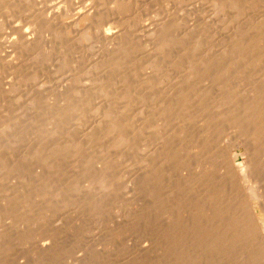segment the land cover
I'll list each match as a JSON object with an SVG mask.
<instances>
[{"label": "bare ground", "instance_id": "obj_1", "mask_svg": "<svg viewBox=\"0 0 264 264\" xmlns=\"http://www.w3.org/2000/svg\"><path fill=\"white\" fill-rule=\"evenodd\" d=\"M37 1L0 0V27L10 22L13 25L10 19L18 18H24L22 24L29 27L19 28L16 21V30L11 29L15 33L8 28L12 32L4 33L8 38L0 37L3 39L0 41V241L16 239L26 243L55 239L61 236V227L65 230L60 231L69 233L76 230L74 236L78 237L88 231V226L97 224L106 227L108 239L130 231L143 233L144 239L155 247L154 252L159 253L156 255L161 256L155 257L159 264H170L168 258L172 262L170 252L177 261L172 264H264V225L259 214L260 201H264V179L255 190L251 188V178L247 182L243 177L247 173L259 175V179L264 177L263 0H214L217 4L224 3L235 16L233 24L228 25L231 31L216 45L204 43L209 35L205 34L208 28L205 30L204 25L192 22L194 25L186 28L188 24L183 25L186 20L181 24L182 18L176 17V20L171 15L156 21L150 18L151 25L146 22V26L136 28L138 31L133 23L127 24L128 28L120 25L121 29L119 25L118 28L104 26L98 36L100 44L103 43V50L98 51L100 59L96 56L95 65L87 60L102 72V86L78 89L70 83V87H62V92L60 89L45 91L43 84L34 86L35 74L33 86L23 85L24 81L31 83L32 80L28 76L32 69L26 71L30 58L23 57L36 52L39 60L43 53V56H52L61 49L60 55H64L66 62L63 65L78 64L81 70L83 65L79 63L83 62L81 59L86 61L89 46H84L85 51L81 52L80 47V54L74 51L75 45L88 40L91 17H96L90 9L75 14L78 0H62L63 4H59L75 14L72 21L63 17L66 14L60 18L62 12L58 9L55 12L58 4L49 13L47 4L40 0L47 9L42 10L41 6L42 11H38ZM108 1L110 12L121 19L126 16V20L122 19L124 25L128 17L138 16L130 10L134 7L129 4L131 0ZM115 14L111 15L115 17ZM148 47L152 50H147L149 55L145 58L148 59L143 60ZM38 55L41 56L38 58ZM76 55L79 58L82 55L78 63ZM170 71L176 78L179 75L177 85L181 86L172 90L173 84L172 91L169 90L163 86L166 77L160 86L168 91L156 90L159 79ZM49 78L48 74V81ZM77 78L68 81L75 85ZM117 79L122 82L114 88ZM195 126L200 127L198 131H194ZM229 128L239 132L238 137L243 140L251 139L250 146L256 144L251 146L249 154L246 151L249 156L245 161L237 158V138L233 142L224 140ZM176 143L179 146L173 148ZM244 148L247 149L245 145ZM199 155L202 157L198 158ZM172 164V169L183 174H175L181 175L175 182L170 176H174L170 173ZM170 183L186 191L185 201L181 194L175 201L172 195L169 197L173 190H169ZM185 210L190 217L184 216ZM189 234L193 238L191 242ZM188 241L190 244L185 246Z\"/></svg>", "mask_w": 264, "mask_h": 264}, {"label": "rangeland", "instance_id": "obj_2", "mask_svg": "<svg viewBox=\"0 0 264 264\" xmlns=\"http://www.w3.org/2000/svg\"><path fill=\"white\" fill-rule=\"evenodd\" d=\"M37 1V0H36ZM40 0H38L37 1V5L35 6V7H37V8H35V9H37L38 11H40L41 10V6L43 7L44 5H46L47 6V8H46V6H45V8L43 7L42 8V10L43 9H47V10H51V8H52V11H54L53 10V8L55 7V5H57L54 9H55V12H57L58 10V12L59 13H61L62 12V14H60V18H62L61 17V15H65L66 14V16H63V17H65V19L66 20H68V21H72V19H73V17L72 16H74L76 13H78V12H82L81 10H86V9H90V10H92V12H93V15L95 14V19H94V17L92 16L91 17V19H92V21L90 22V28H88L87 30V33L90 35H88L89 37H87L88 38V40H85V41H80V42H78V44L77 45H75L76 47V50H74V49H72V51L74 50L75 52L76 51H78L79 52V49H80V47H81V50H80V52L83 50V51H85V47L84 46H86V47H88V48H86L87 50H86V54H87V57H85L86 58V61L85 60H82L81 59V61H83L82 63H79V66H82L81 67V70H85V72H86V74L84 73V72H82L79 68H78V62L80 61V60H78V59H80L81 57H82V55H84V56H86V54H84L85 52H82L83 54L80 56V58H79V56H75V57H78V58H75L76 60L75 61H77V63L74 61V63H76L77 65H73V66H75V67H73V70H72V67L70 66V65H63V63L64 64H66V62H65V60H64V55H60V51L59 50H61V49H58L57 50V52L55 53V55L53 54L52 56L51 55H46V56H43L44 55V51H42L41 52V54H42V56L41 55H38V58H39V56H41V58H39V60H41L42 59V57L43 58H48L47 59V62H45L46 61V58H45V63L47 64V65H43V61H41L42 63H40V61L39 60H36L37 58L35 57V55H36V52H35V54L34 53H31V55L28 57V55L27 56H25V57H23L24 59H29L30 58V60H28L29 61V64H30V66H29V64H28V66L29 67H32V68H30L29 69V67L28 66H26V68L25 69H27V67H28V69L26 70L27 72H29V70H31L32 71V74H29L28 75V73H26V75H28V76H30L31 77V79L33 78V75L35 74V76H34V79L36 80V82H35V80H31V81H29V82H31V83H28V81H27V83H25L26 81H24L23 82V85H25L27 88H29V86L31 87V86H33L34 85V82H35V85L34 86H38L39 84L41 85V84H43V85H41L42 87H44V88H46V89H43V90H45V91H47L48 89L49 90H52V89H54V90H59L60 92H62L63 91V88L62 87H68V85H69V87H70V85L72 84V86L71 87H77L78 89H83V88H88V87H93V88H98V87H101L102 86V84H103V82H100V80H101V76H102V72L100 71V70H98V68L96 69V68H94L95 66H91V64L92 65H95L96 63H98L97 61H98V59H97V57L99 58L100 57V53H98V51H99V49L102 51L103 49V47H102V42H101V44H100V40H99V38H98V36H99V34L101 33V30H103V28H105V27H113V28H116V26L117 25H119V29H121V26L124 28V27H127L128 28V26H126L127 24L129 25L130 23H133V27H135V29L137 28V29H139L140 27L142 28V27H144V25L146 26L147 25V23L148 24H150L151 25V20H150V18L152 19V21H156L157 19L159 20V19H162V18H168V17H170V15L173 17V16H175V18L177 17L180 21H181V24L182 23H184V22H186V23H184L183 25L185 26V25H187L186 26V28H189V27H191L192 25H194L195 23L196 24H198V23H201L202 24V26L204 25V27H205V30H206V28H208L206 31L207 32H205V34H209L210 35V33L212 34L211 36H212V40H209L210 39V37H209V35H206V40H207V42H205L204 41V43H206V44H210V45H212L213 43L216 45V44H218L219 42H221V40L223 39V37H224V35L225 34H227V32L229 33L230 31H231V27H230V29H229V26H231L232 24H233V22H234V19H235V16H233L232 14H233V11H229L228 10V7L226 6V5H224V3H220V4H217V3H214L215 1L214 0H194V2H193V0H181L182 2H179L180 0H172L171 1V3H170V0L167 2V1H164V0H135V4H134V1L133 0H131L130 2H129V0H127V2H129V4H131V5H129V8H130V6L131 7H133V5H134V7H133V9L132 8H130V10H131V12L132 13H135L136 12V15H138L140 18H137L138 16H135V14L132 16V18L130 17H128L127 18V22L125 21V25L123 24L124 22H123V20H126L125 18H126V16L124 17V18H120L119 16H117L115 13H112V12H110L109 10H108V8L109 7H107V3L109 2L108 0H105V1H107L106 2V8L105 9H103L104 8V6H105V4H103V3H105V1L103 0H101L100 2L102 3H100L99 4V0H78V1H80V4H78L79 6V8H76V12H75V14L74 13H72V12H69V11H66V10H68V8H63L62 6L63 5H61V7L59 6V4H63V2H62V0H42L43 1V4H42V1H40V3H38ZM46 1V2H45ZM47 1H49V2H47ZM51 1V2H50ZM174 1V2H173ZM192 3H191V2ZM213 1V2H212ZM261 1V0H260ZM54 3V4H51V3ZM84 2V3H83ZM85 2H89L88 4H86ZM93 2V3H92ZM147 2V3H146ZM163 2H166V3H164L163 4ZM176 2V3H175ZM204 2H205V4H204ZM212 2V3H211ZM262 2H264V0L262 1ZM36 3V2H35ZM56 3V4H55ZM91 3V4H90ZM142 3H143V5H142ZM168 3V4H167ZM178 3V4H177ZM187 3V4H186ZM39 4H40V7H39ZM42 4V5H41ZM50 4V6H48ZM83 4V5H82ZM90 4V5H89ZM93 4H94V6H93ZM99 4V5H98ZM140 6H139V5ZM149 4H150V6H149ZM92 5V6H91ZM102 6L103 5V7H96V8H94L95 6ZM161 5V6H160ZM184 5H185V8H184ZM209 5H212V6H210L209 7ZM221 6V8H220V6ZM58 6H59V8H58ZM173 8V10H172V8ZM191 6V7H190ZM202 6V7H201ZM206 6V7H205ZM215 6V7H214ZM50 7V8H49ZM137 7H138V9H137ZM157 7H159V9H157ZM207 7H209V8H207ZM40 8V9H39ZM61 8V9H60ZM83 8V9H82ZM98 8V9H97ZM143 8V9H142ZM167 8H168V10H167ZM170 8V9H169ZM194 8V9H193ZM56 9H58V10H56ZM63 9V10H62ZM64 9H65V13H63L64 12ZM135 9V10H134ZM142 11H141V10ZM151 9V10H150ZM153 9V10H152ZM183 9V10H182ZM41 10V11H42ZM107 10V11H106ZM138 10V11H137ZM162 10V11H161ZM179 10V11H178ZM198 10V11H197ZM201 10V11H200ZM224 10V11H223ZM225 10H227V11H225ZM45 11V10H44ZM49 11H47V12H49ZM52 11H50L49 13H51ZM104 11V12H103ZM169 11V12H168ZM171 11V12H170ZM195 13H194V12ZM71 13V14H69V13ZM97 12H99L100 13V17H98V14H96ZM149 12V13H148ZM172 12H174V13H172ZM191 12V13H190ZM203 12V13H202ZM102 13V14H101ZM108 13V14H107ZM114 16V14H115V17H113L111 14ZM161 13V14H160ZM164 13V14H163ZM228 13H231V15H229ZM150 14H152V15H150ZM166 14H168L167 15V17H166ZM183 14V15H182ZM208 14V15H207ZM228 14V16H230L229 18H228V16L227 17H224V15L226 16ZM70 15V16H69ZM97 15V16H96ZM165 15V16H164ZM190 15V16H189ZM199 15V16H198ZM104 16V17H103ZM106 16V17H105ZM109 16V17H108ZM135 16V17H134ZM160 16V17H159ZM179 16V17H178ZM67 17V18H66ZM118 17V18H117ZM153 17V18H152ZM184 17V18H183ZM187 17V18H186ZM196 17L198 18V19H196ZM215 17H216V19H215ZM101 18V19H100ZM109 18V19H108ZM136 18V19H135ZM145 18V19H144ZM176 18V20H178ZM194 20H193V19ZM90 19V20H91ZM103 19V21H101ZM132 21H131V20ZM134 19V20H133ZM137 19H141L140 21L138 20L137 21ZM196 19V20H195ZM10 20H12V22H14V24L13 25H10L11 24V22H10V24H8V23H5L4 24V26L5 27H2V30H1V27H0V31H1V33H0V37H2V38H4V40H5V37L6 38H8V35L9 34H11L12 32L11 31H15L16 29L14 28L15 26L14 25H16V23L18 22L19 24H18V26H19V28H21L22 26L24 27V25L22 24V23H24L23 21H25L24 20V18L23 19H21V18H18V19H15V21L13 20V19H10ZM23 20V21H22ZM89 20V21H90ZM117 20H122V24L124 25H122L121 23H120V21H118V23H117ZM184 20H186V21H184ZM188 20H190V21H188ZM17 21V22H16ZM184 21V22H183ZM200 21V22H199ZM16 22V23H15ZM99 24H97V23ZM102 23V24H100V23ZM116 22V23H115ZM147 22V23H146ZM194 24H193V23ZM26 23V22H25ZM191 23V24H190ZM7 24V25H6ZM96 24V25H95ZM105 24V25H104ZM115 24V25H114ZM97 26V27H94V26ZM114 25V26H113ZM121 25V26H120ZM131 25V24H130ZM129 25V26H130ZM141 25V26H140ZM191 25V26H190ZM208 25V26H207ZM229 25V26H228ZM9 26V27H8ZM93 26V27H92ZM98 26H99V28H98ZM105 26V27H104ZM132 26V25H131ZM189 26V27H188ZM22 27V28H23ZM92 27V28H91ZM133 27H129V28H131V31H134L135 32V29L133 28ZM3 28H5L6 30H4ZM11 30V29H13V30H9V29ZM24 28H29V27H24ZM117 28H118V26H117ZM92 29V30H91ZM95 29V30H94ZM136 29V31H138ZM209 29H210V32H209ZM228 29H229V31H228ZM4 30V32H3V35H1L2 34V31ZM13 31V32H14ZM96 31H98V32H96ZM7 32H11V33H7ZM4 33H7L6 35H4ZM15 33V32H14ZM91 33V34H90ZM94 36H97V37H94ZM215 37V39H214V37ZM219 36V37H218ZM220 36H222V38L220 37ZM11 37H16V36H11ZM91 37V38H90ZM209 37V38H208ZM2 38H0V41H1V39ZM220 38V39H219ZM90 39H92V41L90 40ZM99 41H98V40ZM3 40V39H2ZM90 40V41H89ZM209 40V41H208ZM217 42H216V41ZM1 42H3V41H1ZM95 42H97L96 44H95ZM213 42V43H212ZM82 45H81V44ZM212 43V44H211ZM90 44V45H89ZM96 46H95V45ZM99 44H100V46H101V48H100V46H99ZM208 44V45H209ZM213 44V45H214ZM88 45V46H87ZM93 45V46H92ZM97 45L99 46V48L97 47ZM79 46V47H78ZM90 47H95L93 50L90 48ZM43 49V48H42ZM41 49V50H42ZM88 49H90L91 50V52L89 51V53H90V55L88 54ZM149 49H151L150 47H148L147 49H146V51H145V53L147 52V53H149L147 50H149ZM40 50V49H39ZM152 50V49H151ZM150 50V51H151ZM47 51V50H46ZM45 51V53H47ZM71 51V50H70ZM73 51V52H74ZM79 52V53H80ZM93 52H94V57L92 56V54H93ZM58 53V54H57ZM79 53H78V55H79ZM92 53V54H91ZM145 53H143V57H144V59L143 60H147L148 58V55L149 54H147L146 53V55H145ZM48 54V53H47ZM59 56V58H58V56ZM61 54H63V53H61ZM81 54V53H80ZM33 55H34V57H33ZM57 56V57H56ZM84 56H83V58H84ZM91 56V57H90ZM97 56V57H96ZM145 56H147L146 58H145ZM63 57V58H62ZM90 58V59H87V58ZM84 58V59H85ZM91 58H94V59H91ZM96 58V59H95ZM24 59H22L21 58V60H24ZM33 59H35V60H33ZM52 59V60H51ZM100 59V58H99ZM44 60V59H43ZM54 60V61H53ZM57 60V61H56ZM59 60V61H58ZM87 60H89V62H91V64L87 61ZM91 60V61H90ZM96 61V62H94V63H92V61ZM25 61V60H24ZM28 61H27V63H28ZM34 61H35V63L38 65V66H35L36 64H32V63H34ZM51 61V62H50ZM86 62V65H85V62ZM18 62H20V59L18 60ZM39 62V63H38ZM50 62V63H49ZM57 62H59L58 64H56ZM61 62H62V65H61ZM44 63V64H45ZM87 63L88 64H90V66H91V69H90V66H89V68H88V66H87ZM41 64H42V66H41ZM51 65V66H50ZM60 65V66H59ZM50 66V67H49ZM84 66H85V68H84ZM87 66V67H86ZM36 67H38V68H35ZM42 68V71H41V69L40 68ZM67 67H69V68H66ZM77 67V68H76ZM46 68V69H45ZM53 68V69H52ZM65 69V71H64V69ZM86 68H88V69H86ZM35 69V70H34ZM37 69H38V71H39V75L38 74H36V71H37ZM78 69V70H77ZM34 70V71H33ZM44 70V71H43ZM46 70V71H45ZM62 70V71H61ZM72 70V71H71ZM77 70V71H76ZM83 70V71H84ZM41 71V72H40ZM49 73H48V72ZM80 71V72H79ZM34 72V73H33ZM44 73V74H40V73ZM55 72H57V73H55ZM61 72V73H60ZM79 72V73H78ZM90 72H91V74L93 73V75H91L90 74ZM96 72V73H95ZM101 73L100 75L98 74V73ZM49 74V81H48V74ZM50 73H52V75L54 76H50L51 74ZM63 73V74H62ZM80 73H82V74H84V75H82V74H80ZM88 73L90 74V75H88ZM170 73H171V71H170ZM170 73H167L166 74V76H164V77H162L161 79H159V86H160V84H163V82L165 81L164 79L166 78V81L164 82V84H163V86H166L167 88H169V90H171V86L173 85V88H172V90L173 89H175L176 87H178V86H181V85H177L178 84V82H177V79L179 80V78L180 77H178L179 75H177V78L176 77H174L175 76V74L173 75V73H171V75H169ZM57 74V75H56ZM62 74V75H61ZM67 74V75H66ZM72 74V75H71ZM78 74V75H77ZM41 75V76H40ZM47 75V76H46ZM76 75V77H78L77 78V83L79 84H77V83H75V85L73 84V82H71V81H74L75 80V78H74V76ZM97 75H99L98 76V78L97 77H95V76H97ZM168 75V76H167ZM172 75H173V77H172ZM36 76L38 77V83H37V78H36ZM62 77V78H60V77ZM67 76H69V78L67 77ZM81 76V77H80ZM84 76V77H83ZM87 76H89L88 78H87ZM45 77V78H44ZM173 78V80H172V78ZM53 78V79H52ZM60 78V79H59ZM63 78H65V79H63ZM67 78V79H66ZM74 80H73V79ZM82 78V79H81ZM91 78H92V80H91ZM95 78V79H94ZM170 78V79H169ZM51 79V80H50ZM57 79H58V82H57ZM63 79V80H62ZM79 79V80H78ZM81 79V80H80ZM84 79V80H83ZM169 79V80H168ZM176 79V81H174ZM42 80V81H41ZM55 80H56V83L57 84H54V82H55ZM68 80H71V81H68ZM89 80H90V83H89ZM93 80L94 81H96L95 83H93ZM173 81V82H170V83H172V84H168L169 83V81ZM41 81V82H40ZM47 81V82H46ZM54 81V82H53ZM86 82V83H84V82ZM98 81V82H97ZM162 81V83H160ZM40 82V83H39ZM82 82V83H81ZM92 82V83H91ZM122 82L120 79H117L116 80V84L114 85V88L115 87H120V83ZM167 82V83H166ZM190 82H192V80H190ZM189 82V83H190ZM25 83V84H24ZM50 83V84H49ZM61 83V84H60ZM63 83H65L64 85H63ZM66 83H68V84H66ZM71 83V84H70ZM83 83H84V85H83ZM89 83V84H88ZM97 83H99V84H97ZM101 83V84H100ZM118 83V84H117ZM28 84H30V85H28ZM37 84V85H36ZM46 84H47V86H46ZM51 84H53V85H51ZM58 84H60L61 85V87H60V85H58ZM77 84V85H76ZM81 84L84 86H81ZM88 84V85H87ZM168 84V85H167ZM176 84V85H175ZM45 85V86H44ZM85 85H87V86H85ZM94 85V86H93ZM101 85V86H100ZM157 84H156V87H155V89L156 90H158V89H161V90H163L164 88L165 89H167L166 87H162V85L160 86V87H162V88H160L159 86H158ZM171 85V86H170ZM40 86V87H41ZM56 86H58V87H56ZM169 86V87H168ZM26 87H22V88H26ZM39 87V86H38ZM48 87V88H47ZM56 87V88H55ZM41 89V90H42ZM155 90V91H156ZM171 90V91H172ZM53 91V90H52ZM167 91H168V89H167ZM171 91L167 94L168 96L171 94ZM23 94L25 93V92H22ZM25 98H26V96H25ZM25 98H23V99H25ZM23 99H22V101H23ZM19 102H21V101H19ZM192 125V124H191ZM191 125H189V129H188V131H189V134L191 133ZM200 126V125H199ZM198 128H200V127H196L195 126V128H193V129H195L194 131H198ZM231 131H230V130ZM227 131L229 132L230 131V133H228V132H226L228 135H226L225 136V138H224V140H227L228 139V141H229V139L231 140L230 142H233V141H236V139L235 138H237V141H236V144H237V151H238V159H239V161H245V159L246 158H248L247 156H249L248 154L250 153V149L252 150L253 149V147H251V146H253L252 145V143H253V141H251V139L249 140V141H247V138H244V139H246V140H243V138H240V137H238V135L240 136V134H238L239 132H237L236 130H233V128H229ZM200 131V133H201V129L199 130ZM234 131H236V132H234ZM199 133V132H198ZM236 134V135H233V134ZM190 136V135H189ZM189 136L187 137V141L189 140H191V139H189ZM235 139H233V138ZM233 140V141H232ZM243 140V141H242ZM242 141V142H241ZM250 141L252 142L251 143V146H250V144H248V143H250ZM240 144H239V143ZM243 142H246V144H243ZM243 144V145H242ZM244 145H245V147H247V149L246 148H244ZM256 145V144H255ZM255 145H254V147H255ZM179 146V143L177 144H175V146H173V148H177ZM243 149H245V150H243ZM248 152V154H247V152ZM201 158L202 156L201 155H199L198 156V158ZM204 160V159H203ZM203 160L201 159V162H203ZM196 161V160H195ZM205 161V160H204ZM195 163V162H194ZM240 166V165H239ZM172 167H173V164L171 165V171H170V173L171 174H174V176L173 175H170L171 177H173V178H171L172 180H173V182H175V180H177V178L179 177V178H181L180 176L181 175H183V174H181V172L180 173H178L176 170H174V168L172 169ZM241 167H242V163H241ZM174 171V172H173ZM175 172H177V173H175ZM186 173V172H185ZM175 174H181V175H178V177H177V175H175ZM251 176H253V177H251ZM176 177V178H175ZM244 177V179H246L247 178V182H249V180L250 179H248V178H251V181H250V184H251V188L253 189V188H256L255 190H257V188H259L260 187V184H261V182H262V178L264 179V177H261L260 176V178L261 179H259V175L257 176V174H249L248 175V173H247V176H243ZM178 178V179H179ZM175 179V180H174ZM172 180H170V182L172 181ZM173 182H171V183H173ZM256 185V187H254L255 185L253 184V183ZM170 183V184H171ZM252 185H254V186H252ZM173 188H172V187ZM171 186H170V189L169 190H171V189H173V190H171L172 191V193L171 192H169L170 194H169V197H170V195H172V197H173V200L175 201V200H177L178 199V196H180V194H181V198H182V196L184 197L183 199H184V201L186 200V196H184L185 195V190H183L182 189V191L184 192V193H182V191H181V189H179L180 190V192H178L179 190H178V188H175V183H174V185H172L171 184ZM250 186V185H249ZM175 188V189H174ZM174 190L175 191H177L176 193L174 192ZM175 193V194H174ZM173 194H174V196H173ZM202 194V193H201ZM177 197H176V196ZM202 196V195H201ZM174 197H176V198H174ZM170 199V198H169ZM170 200H172V198L170 199ZM173 202V201H172ZM171 202V203H172ZM176 203V202H175ZM204 203H205V200H204ZM258 203H259V201H258ZM260 206H259V214H260V217H261V219L263 220V225H264V208L262 209V205L264 204V201L262 202V201H260ZM263 203V204H262ZM173 204H174V202H173ZM263 207H264V205H263ZM172 208V207H171ZM172 210H174L175 211V209H171V211ZM172 213V212H171ZM187 214V215H185V214ZM173 214V213H172ZM183 214H184V216H187V217H190L189 216V214H188V211H184L183 212ZM186 218V217H185ZM188 219L189 218H186V220L188 221ZM93 226V227H92ZM97 226V227H96ZM109 227V226H108ZM112 227H114V226H112ZM61 228H63L64 230H65V228L64 227H61ZM60 228V229H61ZM87 227H85V229H86ZM93 230H92V229ZM99 228V229H98ZM101 228H104L103 226L101 227V226H98L97 224L96 225H94V224H92V225H90V227L88 226V228H87V230H85V231H87V232H84V234L83 235H80V236H78V237H75L76 236V230H73V231H70V233L71 232H73L74 234L72 235V233L70 234L69 232H67V231H60V229H59V235H61L59 238L57 237V236H54V237H57V238H55V239H52L51 237H49V238H47V239H45V241L43 240V239H41V240H39V239H35L36 241H38V242H35V240H33V241H31V240H29L28 242L26 241V243H23V242H19L18 240H3V241H0V247L2 246L1 245V243L2 244H4V247L2 246L1 248H0V264H64L65 262L67 263V264H148L147 262H150V261H152L153 259L155 260L154 262H151V264H157L158 262H159V260L157 259V258H160L161 256H157V255H159V253H156V252H154L155 251V247L153 246V244H151L152 245V247H150L151 245H150V243L148 242V241H146V239H144V234L142 233L141 234V232L139 233V234H141V235H143V236H141V235H139L138 233H136V232H133V233H127V234H123V235H120V236H118V237H116V238H112V239H108V236H107V232H106V227L104 228L105 229V231H103L104 229H101ZM110 229H111V226H110ZM113 229H115V227L113 228ZM84 230V229H83ZM90 230V231H89ZM102 230V231H101ZM102 232V233H101ZM104 232V233H103ZM87 233V234H86ZM92 233V234H91ZM96 233V234H95ZM98 233V234H97ZM63 234V235H62ZM90 236H89V235ZM94 234V235H93ZM100 234H101V236H100ZM105 234V235H104ZM131 236V237H129V235ZM58 235V236H59ZM66 235H68V236H66ZM72 235V236H71ZM75 235V236H74ZM86 235V236H85ZM126 235V236H125ZM89 238H88V237ZM188 236H190V237H188V239L189 238H191L189 241L191 242L192 241V237H191V234H189ZM68 237V238H67ZM80 237V238H79ZM91 237V238H90ZM92 237H93V239L94 240H92ZM101 237V238H100ZM127 237V238H126ZM135 237H137V238H135ZM143 237V238H142ZM129 238H130V240H129ZM76 239V240H75ZM78 239V240H77ZM82 239H83V241H85V242H87V243H85V242H83L82 241ZM98 239V240H97ZM105 239H107V240H105ZM124 239H126V240H124ZM139 240V242H135V240ZM54 240V241H53ZM129 240V241H128ZM5 241H6V243H5ZM15 241V242H14ZM19 243H18V242ZM71 241V242H70ZM75 241V242H74ZM79 241V242H78ZM89 241V242H88ZM101 243H100V242ZM127 241V242H126ZM134 241V242H133ZM187 241V240H186ZM188 241V242H189ZM10 242V243H9ZM17 242V243H16ZM41 242V243H40ZM49 242V243H48ZM188 242H186L184 245L186 246L187 244H190V242L188 243ZM31 243V244H30ZM44 243H46V245L44 244ZM54 243V244H53ZM62 243V244H61ZM76 243V244H75ZM82 243V244H81ZM84 243H85V245H84ZM94 243V244H93ZM141 243H143V244H141ZM17 244V245H16ZM19 244H20V246H19ZM39 244V245H38ZM43 244V245H42ZM150 246H149V245ZM7 245V246H6ZM9 245V246H8ZM15 245V246H14ZM25 245V246H24ZM48 245H50L51 247H49ZM55 245V246H54ZM64 245V246H63ZM106 245V246H105ZM145 245H147V246H145ZM17 246H19V247H17ZM31 246H33V247H31ZM60 246V247H59ZM94 246V247H93ZM102 246V247H101ZM7 247H9V248H7ZM11 247V248H10ZM43 247V248H42ZM64 247V248H63ZM69 247H72L71 249L69 248ZM92 247V248H91ZM131 247V248H130ZM18 248V249H17ZM53 248H55V250L53 249ZM60 248V249H59ZM115 248V249H114ZM146 248V249H145ZM11 249V250H10ZM42 249H44V250H42ZM65 249V250H64ZM129 249H130V251H129ZM132 249V250H131ZM154 249V250H153ZM53 250H54V252H53ZM59 252H58V251ZM67 250V251H66ZM4 251V252H3ZM48 251V252H47ZM56 251V252H55ZM146 251V252H145ZM152 251L155 253H152ZM172 251H173V249H172ZM47 252V253H46ZM91 252V253H90ZM31 253V254H30ZM136 253V254H135ZM139 253V254H138ZM72 254V255H71ZM157 254V255H156ZM26 255V256H25ZM77 255V256H76ZM170 255L172 256V258L174 259V255H173V253H171L170 252V254H169V257H170ZM150 256V257H149ZM157 256V258H155ZM135 257V258H134ZM153 257V258H152ZM56 258V259H55ZM93 258V259H92ZM133 258V259H132ZM77 259V260H76ZM136 259H137V261H136ZM152 259V260H151ZM173 259H171L172 260V262L170 261V258H168V261L170 262V264H172L173 263ZM176 259V258H175ZM63 260V261H62ZM133 260H135V261H133ZM56 261V262H55ZM176 261V260H175ZM175 261H174V263H175ZM177 262V261H176ZM65 263V264H66ZM160 263V262H159ZM158 263V264H159ZM178 264H180V262H178ZM263 264V263H262Z\"/></svg>", "mask_w": 264, "mask_h": 264}]
</instances>
